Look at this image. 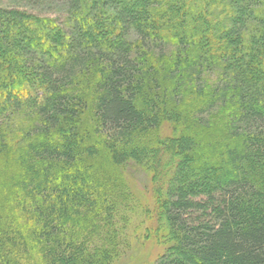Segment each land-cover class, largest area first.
<instances>
[{
  "label": "trees",
  "instance_id": "1",
  "mask_svg": "<svg viewBox=\"0 0 264 264\" xmlns=\"http://www.w3.org/2000/svg\"><path fill=\"white\" fill-rule=\"evenodd\" d=\"M17 2L0 7V264L124 246L131 264H264V0ZM129 164L153 203L134 245L114 221Z\"/></svg>",
  "mask_w": 264,
  "mask_h": 264
},
{
  "label": "rangeland",
  "instance_id": "2",
  "mask_svg": "<svg viewBox=\"0 0 264 264\" xmlns=\"http://www.w3.org/2000/svg\"><path fill=\"white\" fill-rule=\"evenodd\" d=\"M16 4L22 5V2H17V0H0V7H14ZM29 6L30 4H28L27 2L23 3V8H27L28 10H30L31 7ZM36 6L37 7L31 9V11L36 12L40 15L52 16L54 18H57L60 22L63 21V16L60 12H57L58 9L56 5L49 7L47 4L41 6L40 4L36 3ZM168 133L170 132L168 131ZM165 134H167V132L163 129L161 135L165 137ZM149 144L152 145V141H149ZM119 173L121 172H115L114 174L119 181V189L122 190H120V192L124 191L128 193L129 191V194H131L133 198L130 197V203L123 200L119 202L114 221L117 226H119V228L123 229V234L125 235L123 243H131L134 245L136 241L135 238L143 237L145 235V231L149 226L143 212V206L151 203V201H149L148 199L149 180L144 170L133 164L127 165V167H124V171L121 174ZM149 207L153 208V203H151ZM102 237L98 239H101ZM112 237V235L108 236V238L111 239ZM150 248L151 246H148L146 250H149ZM120 254L123 255L115 264H131L132 259H135L137 257L135 246L130 250L125 248V246L120 247ZM35 264H41V262L36 258Z\"/></svg>",
  "mask_w": 264,
  "mask_h": 264
}]
</instances>
